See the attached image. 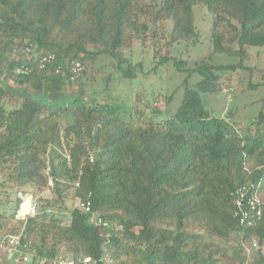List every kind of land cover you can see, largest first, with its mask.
I'll return each instance as SVG.
<instances>
[{
    "label": "trees",
    "instance_id": "trees-1",
    "mask_svg": "<svg viewBox=\"0 0 264 264\" xmlns=\"http://www.w3.org/2000/svg\"><path fill=\"white\" fill-rule=\"evenodd\" d=\"M199 6L212 17V51L189 73L205 75L200 89L220 92L219 72H254L245 62L250 49L264 50V0H0V238L20 236L31 264L63 252L98 264H219L207 238L233 234L240 246L257 241L254 264H264V203L252 227L235 205L238 190H264V93L259 114L239 127L233 112L207 110L196 89L159 118L137 104L123 110L89 99L80 78L95 76L85 70L76 86L71 79L73 61L110 57L121 70L122 51L138 41L184 71L187 62L161 56L160 43L168 31V47L196 44ZM47 55L55 61L40 69ZM215 56L237 61L218 64ZM22 66L28 71L18 75ZM259 88L264 81H249L247 89ZM29 191L39 196L38 215L23 221L19 193ZM78 201L90 202L91 212L75 208ZM92 214L109 226L90 223ZM6 256L3 264H13L14 252Z\"/></svg>",
    "mask_w": 264,
    "mask_h": 264
},
{
    "label": "rangeland",
    "instance_id": "rangeland-1",
    "mask_svg": "<svg viewBox=\"0 0 264 264\" xmlns=\"http://www.w3.org/2000/svg\"><path fill=\"white\" fill-rule=\"evenodd\" d=\"M195 19L200 37L196 44L175 43L168 47L166 45L170 41L168 31L160 43L161 56L175 57L187 62L188 67L183 68L184 71H179L176 68L173 59L166 63H159L154 45L151 42L144 45L138 41L130 49L122 51L123 58L128 61L121 64L123 67L121 70L118 68V61L110 57H100L94 62L88 59L82 61L86 74L95 76L94 82H89L86 76L81 78L79 76L81 82L86 85L84 90L88 94V98L117 105L123 110H129L137 104L142 109H146L148 113L157 111L159 118H165L180 108L186 89L191 88L199 91L205 108L215 116H227L233 112L238 119L235 124L239 127L243 126L242 123H248L250 119L256 118L262 107L261 98L264 92L262 88L255 90L247 89V87L251 79L254 83L264 81V50L258 48L249 50L245 64L254 70L253 73L249 70L232 73L230 71L219 72L222 91L211 92L210 89H200L199 83L205 78V75L198 72L190 74L189 70L197 68L201 62L209 61L208 58L212 51L210 43L212 17L206 7L199 6L195 8ZM166 26L170 28V24H166ZM55 37L60 38L58 33H55ZM35 50L33 47L32 52L28 53L27 49V53L23 57L27 58L32 53H36ZM215 60L218 64L237 61L224 56H215ZM129 62L133 65V68H129L132 73L126 74L124 71ZM79 78L76 79L77 81L75 80L73 86H76L77 82L79 83ZM186 80H188L187 83H185ZM62 123L64 130L69 121L65 119ZM3 190L0 187L1 199H5ZM9 194L14 200L16 192L10 191ZM44 195L49 196L51 193L45 192ZM258 196L264 203V190L258 193ZM206 242V249L210 248L209 251L214 253L219 264H242L239 261L238 251H241V257L244 259L243 264H254L259 248L258 242L255 240L240 246L236 234L231 235L229 241L218 237H208ZM254 243L257 246H253ZM65 255L63 252L62 256Z\"/></svg>",
    "mask_w": 264,
    "mask_h": 264
},
{
    "label": "built area",
    "instance_id": "built-area-1",
    "mask_svg": "<svg viewBox=\"0 0 264 264\" xmlns=\"http://www.w3.org/2000/svg\"><path fill=\"white\" fill-rule=\"evenodd\" d=\"M55 55H47L41 58L39 61L40 69H44L47 65L54 63ZM70 70L72 77L71 79L75 81L82 73L83 66L80 61H73L70 65ZM28 70L22 66L18 68L17 74L22 75L25 74ZM56 73H62V67H58ZM91 161L94 160L91 158ZM49 186L46 188L45 192L51 193V189L53 187V180L49 179ZM19 197L23 199L22 204L17 212V218L23 221H27L28 218L35 217L38 215V206L37 200L39 198L33 191H29L27 193L20 192ZM236 205V214L240 219L242 225L247 227L255 226L262 217L263 211V202L258 196L255 194L253 196H248L245 189H240L237 191V195L235 198ZM75 208L80 210L82 213L88 214L91 212V204L90 202L84 203L82 201H78L75 205ZM90 223L104 225L105 227L109 226L108 223H104L103 220L97 214H92L90 217ZM21 237L20 236H9L5 238H0V251H5L6 255L9 254V251L14 252L13 256V264H31V258L28 254L22 252L20 250L21 245ZM253 246H257L254 243ZM102 260L97 261L91 257H84L81 259L76 258H67L64 256L58 257L54 262L50 264H98L101 263ZM104 264H112L110 261H106Z\"/></svg>",
    "mask_w": 264,
    "mask_h": 264
},
{
    "label": "crops",
    "instance_id": "crops-1",
    "mask_svg": "<svg viewBox=\"0 0 264 264\" xmlns=\"http://www.w3.org/2000/svg\"><path fill=\"white\" fill-rule=\"evenodd\" d=\"M6 253L5 251H0V261H1V264H3L5 261V258H6Z\"/></svg>",
    "mask_w": 264,
    "mask_h": 264
}]
</instances>
